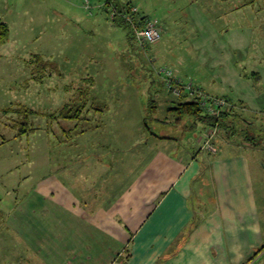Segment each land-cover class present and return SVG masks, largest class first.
<instances>
[{"label":"crops","instance_id":"1","mask_svg":"<svg viewBox=\"0 0 264 264\" xmlns=\"http://www.w3.org/2000/svg\"><path fill=\"white\" fill-rule=\"evenodd\" d=\"M231 16L194 6L198 64L170 65L206 94L228 98L243 118L259 120L264 17L252 26ZM119 105L133 108V101ZM113 119L110 139L86 130L81 139L53 141L52 171L21 177L15 209L0 202L15 232L0 234V264H242L264 244V186L254 182L264 147L251 137L253 125L243 119L238 125L249 132L222 133L212 154L188 120L177 125L179 135L140 140L138 126Z\"/></svg>","mask_w":264,"mask_h":264},{"label":"rangeland","instance_id":"2","mask_svg":"<svg viewBox=\"0 0 264 264\" xmlns=\"http://www.w3.org/2000/svg\"><path fill=\"white\" fill-rule=\"evenodd\" d=\"M123 3L139 8L135 17L131 15V33L120 23L117 8ZM196 5L212 17L232 14L227 20L235 25L248 22L256 26L264 17V0H0V23L6 22L10 27L9 39L0 41L1 203L16 208L17 187L25 173L39 177L52 171L53 141L83 138L77 129L81 121L48 116L66 103L76 106L88 101L103 109L87 113V120L81 123L82 133L90 130L91 138L100 134L102 139H110L114 135L110 130L116 118L113 116L120 118L119 123L138 126L133 137L140 140L160 138L152 132L179 135L181 128L177 125L188 120L197 125L192 133L201 142V149L218 152L216 142L224 138L220 127H211L189 115L178 120L180 115L169 109L181 96L168 89L158 72L170 68L178 76L171 65L182 58L192 67L198 64L200 57L193 47L195 30L191 19ZM147 17L158 18L170 34L162 29L160 41L142 45L135 38L134 25L143 26ZM256 37L257 45L258 33ZM132 101L133 108L119 105ZM114 103L117 112L112 115L109 107ZM6 108L11 110L5 112ZM24 108L37 112L31 115L34 129L29 135L17 137V124L23 120L20 111ZM250 135L264 147V118L256 120ZM208 140L215 149L209 148ZM254 182L256 188L264 186V171L260 177L254 174ZM5 214L4 219L0 217V233L6 229L4 225L11 215ZM14 222L16 225V218ZM263 255L264 251L249 264H255Z\"/></svg>","mask_w":264,"mask_h":264},{"label":"trees","instance_id":"3","mask_svg":"<svg viewBox=\"0 0 264 264\" xmlns=\"http://www.w3.org/2000/svg\"><path fill=\"white\" fill-rule=\"evenodd\" d=\"M131 7H132V5L123 3L120 6H118L117 9H118L119 13L122 14L124 12H130ZM134 17H135V14H134ZM123 20L124 19L122 18V20L120 21L121 25L127 26V28L130 30V33H131L133 30L131 23H129L128 21H125V20L123 21ZM144 25H145V23L143 24V26ZM9 34H10L9 25L6 22L0 23V40L2 42L7 41V39L9 38ZM206 95L214 96V95H209V94H206ZM180 96L181 97L176 99L177 103L174 104L175 106H172L169 109L170 111L178 113L180 115V119H178V120H182L185 115L195 116V117H198L199 119H201L203 122H205V124H207L211 127H215L218 125V127H220L222 133H225L227 131L231 132L232 130H235L236 133L242 132V131L249 132L250 130L248 128L241 129L238 124H240V122H242L244 119L247 123H249L250 125H253L257 120V118H253V119H255L253 121L251 119H248L245 117L243 118V115L239 112V110H237V108L234 104H232L228 108H225L224 110H222L219 116L211 115L209 112L207 113V112H205L204 109H202L200 103L197 100L198 98H193V100L186 101L185 100V96H186L185 94L180 95ZM10 110L11 109H9V108L4 109L5 112H9ZM102 111H103L102 108H97V106L89 104L88 101H82L81 104H78L76 106L71 105V103H66L58 112L48 114V116H50L54 119L55 118L56 119L57 118H63V119H68V120H78V121H81V123H82L83 120L84 121H85V119L87 120V118H85V115L87 113L102 112ZM20 113L23 117V120L19 124H17V128H18L17 137L29 135L30 133L33 132L34 128L32 127L31 115H34L37 112L31 108H24V110L21 109ZM147 119H144L146 125H148V122L146 121ZM81 123L79 124V126L77 128L78 133H82L84 131V130H82V126H81L82 124ZM147 129L150 130L149 125L147 126ZM152 134H154L155 136L160 137V138L166 137V136H161L159 134H155L153 132H152ZM5 213L6 212H4L0 208V217H2V216L5 217L6 216ZM3 222L5 224V221H3ZM4 226H6V229L3 231V233H15L11 229V227H9L8 224L7 225L5 224ZM3 233H0V234H3ZM129 251L130 250L128 249L127 252L129 253ZM263 251H264V245L256 248L253 252V255L245 262V264L251 263Z\"/></svg>","mask_w":264,"mask_h":264},{"label":"built area","instance_id":"4","mask_svg":"<svg viewBox=\"0 0 264 264\" xmlns=\"http://www.w3.org/2000/svg\"><path fill=\"white\" fill-rule=\"evenodd\" d=\"M135 12L139 13V8L136 6L132 7L130 12L120 13V16L125 21L133 22L131 15ZM162 29L163 28L158 18L147 17L144 26L140 27L134 25V35L136 40L142 45L147 43H156L162 39ZM158 72L164 77L169 90H172L178 95H181L183 92H187V96L189 95L193 98L197 97V100L208 109L211 115L219 116L221 111L227 108L230 104L229 100L225 97L206 95L201 88L194 86L193 83H186L179 78V76H176L174 71L170 68H163ZM207 145L211 148V150L215 149L212 141L210 142V140H208Z\"/></svg>","mask_w":264,"mask_h":264}]
</instances>
